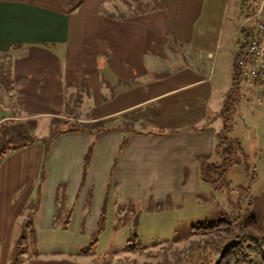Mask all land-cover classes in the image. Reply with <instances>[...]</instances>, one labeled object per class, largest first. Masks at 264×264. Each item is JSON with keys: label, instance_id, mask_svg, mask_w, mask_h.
I'll use <instances>...</instances> for the list:
<instances>
[{"label": "crops", "instance_id": "1", "mask_svg": "<svg viewBox=\"0 0 264 264\" xmlns=\"http://www.w3.org/2000/svg\"><path fill=\"white\" fill-rule=\"evenodd\" d=\"M102 1L66 13L67 0H0V58H10L0 71V124L101 122L0 159V264L11 263L28 220L35 244L70 246L26 250L22 264L93 259L81 250L102 213L196 202L202 164L216 157L209 115L227 97L221 77L235 64V31L209 29L206 0H159L122 17L104 13ZM239 9L250 12L251 1Z\"/></svg>", "mask_w": 264, "mask_h": 264}, {"label": "rangeland", "instance_id": "2", "mask_svg": "<svg viewBox=\"0 0 264 264\" xmlns=\"http://www.w3.org/2000/svg\"><path fill=\"white\" fill-rule=\"evenodd\" d=\"M158 1L103 0L102 11L108 15L122 17L151 9ZM243 1L245 4L251 1L253 13L258 0ZM229 2L228 9V0H206L205 12L208 11L206 19L212 24V26L209 24L210 30L222 27L231 33L235 31L236 35L232 37L231 42L239 50L244 39V33L240 32L241 28H252L250 21L246 20L250 12H243L244 14L240 15L241 0ZM243 20L244 22L240 24ZM224 50L226 46L220 49ZM9 62L10 58L7 55L0 58V71L2 66ZM234 65L230 62L229 71L224 69V77H221L222 81L228 84L227 88L224 87L228 96L227 101L224 97L221 108L211 111L209 119L219 131L228 128L230 131L226 133L227 136L240 140L243 154L239 153L234 164H230L226 170L213 175L216 179L215 186L203 171L201 194L196 202H183L173 211L148 214L135 212L126 216L113 213V210H106L95 230L97 242L93 250L94 258L80 260V264H185L197 245L211 242L210 244H214L211 248H215L232 237L227 229L204 234L196 233L193 227L216 224L224 219L233 221L236 216H240L239 223L264 236V98L258 100L253 96L255 88L243 77L239 81V91L233 93L231 70ZM10 104H13V100H10ZM62 118L67 119L60 117ZM54 119L57 118L48 117L31 123L15 119L0 124V152L8 150L9 146L18 140L28 138L34 126H36L34 132L38 137H48L53 131L50 124ZM218 160L221 158L218 157ZM239 187L246 188V191ZM16 233L18 236L12 246L13 252L21 236L26 237L25 247L29 252L38 249L50 252L56 248L63 250L70 246L65 244L64 238L55 244H35L36 234L24 228ZM93 239L94 235L83 247H88ZM137 242L141 248L127 250V243ZM76 247L73 245L72 249ZM218 252L217 250L216 256Z\"/></svg>", "mask_w": 264, "mask_h": 264}, {"label": "trees", "instance_id": "3", "mask_svg": "<svg viewBox=\"0 0 264 264\" xmlns=\"http://www.w3.org/2000/svg\"><path fill=\"white\" fill-rule=\"evenodd\" d=\"M83 0H67V4L65 6V12L70 13L76 10ZM250 14L247 17H250ZM243 29V30H242ZM242 33H244V38L248 39L252 33V29L249 33H246V28H241ZM241 47V45H240ZM241 74L239 69L236 65H234V73H233V85L234 89L233 93L236 94L240 88V79ZM228 97V96H227ZM227 101V98L225 99ZM36 120H24L23 123L34 122ZM90 125L100 126L101 122H97L95 124H85L79 122L78 120H70V119H54L52 120L50 126L53 131L50 133L48 137H38L34 130L36 126L33 127V131H31L30 135L26 139H21L15 142V144L9 146L8 150H3L0 152V159L7 154L11 150H15L18 148L29 146L30 144L34 143L37 140H44L42 141L44 144L47 145L51 142V140L58 135L59 133L71 131V130H78V129H87ZM100 128L99 130H101ZM230 130L228 128H224L222 131H219L216 136V144L214 148L215 160L204 162L202 164V175L203 171L208 179H210L212 185H216V179L213 177L214 174H217L221 171L226 170L229 165H233L235 159L239 156V153L243 154V148L240 140L238 138H233L227 136ZM218 157L221 160H218ZM205 167V168H204ZM240 189L246 191V188L239 187ZM104 213H102L103 215ZM101 215V217H102ZM233 221L228 220H221L219 223L206 225V226H197L193 227L196 233H214L219 230L227 229L230 231L232 237L226 241L223 245L217 246L215 248H211L212 245L205 243L197 245L193 248L192 256L188 262L185 264H264V236L260 234H256L252 230H249L246 226L242 223L238 222L240 216L234 217ZM101 219V218H100ZM23 228L26 231H30L33 234L35 230L33 229V224L31 220L25 222ZM96 232H94L93 242L90 243L88 247L82 248L81 253L83 254H91L93 253L94 247L96 245ZM27 240L25 236H21L19 243L16 246V249L13 252V260L10 264H22V254L26 252V244ZM131 242V241H130ZM142 246L136 244L127 243V250H135L139 249ZM218 255L216 256V251Z\"/></svg>", "mask_w": 264, "mask_h": 264}, {"label": "built area", "instance_id": "4", "mask_svg": "<svg viewBox=\"0 0 264 264\" xmlns=\"http://www.w3.org/2000/svg\"><path fill=\"white\" fill-rule=\"evenodd\" d=\"M248 21L252 24V33L241 41L237 52L236 65L247 82L255 88L252 95L258 100L264 98V0L258 5Z\"/></svg>", "mask_w": 264, "mask_h": 264}]
</instances>
